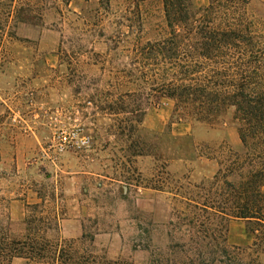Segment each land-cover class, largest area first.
Returning a JSON list of instances; mask_svg holds the SVG:
<instances>
[{
  "label": "rangeland",
  "instance_id": "obj_1",
  "mask_svg": "<svg viewBox=\"0 0 264 264\" xmlns=\"http://www.w3.org/2000/svg\"><path fill=\"white\" fill-rule=\"evenodd\" d=\"M249 12L264 35V0ZM166 33L162 0H0V221L12 238H25L37 212L54 221L48 237L111 260L202 263L185 203L242 142L233 109L213 124L178 120L172 100L137 86V47ZM128 91L146 107L134 139L152 155L136 156L102 111L110 93ZM74 134L88 144L64 147ZM258 236L245 220L228 224V247L264 264Z\"/></svg>",
  "mask_w": 264,
  "mask_h": 264
},
{
  "label": "trees",
  "instance_id": "obj_2",
  "mask_svg": "<svg viewBox=\"0 0 264 264\" xmlns=\"http://www.w3.org/2000/svg\"><path fill=\"white\" fill-rule=\"evenodd\" d=\"M252 1L209 0L195 9L194 0H162L166 36L137 47L140 77L135 79L143 84L137 86L172 100L174 118L213 124L234 110L241 150L227 153L208 186L195 187L200 200L189 197L185 203L189 215L183 221L189 240L200 245L199 264H261L246 262L245 253L227 245L228 224L235 219L248 222L264 242V35L249 12ZM16 17L26 21L19 11ZM134 96L110 93L102 111L117 118L119 135L133 140L128 148H136V156L152 155L139 147L141 135L134 139L147 111L143 103L128 101ZM53 222L34 212L26 219L25 238L15 239L0 221V264H133L48 237Z\"/></svg>",
  "mask_w": 264,
  "mask_h": 264
},
{
  "label": "built area",
  "instance_id": "obj_3",
  "mask_svg": "<svg viewBox=\"0 0 264 264\" xmlns=\"http://www.w3.org/2000/svg\"><path fill=\"white\" fill-rule=\"evenodd\" d=\"M61 140H62V143H63L64 147H71V148H74V149H80L83 146H86L88 144V142H89V140H87L86 138L82 139V140H79L75 136V134L73 136H71V135H63Z\"/></svg>",
  "mask_w": 264,
  "mask_h": 264
}]
</instances>
